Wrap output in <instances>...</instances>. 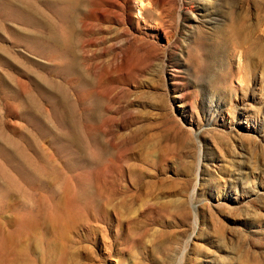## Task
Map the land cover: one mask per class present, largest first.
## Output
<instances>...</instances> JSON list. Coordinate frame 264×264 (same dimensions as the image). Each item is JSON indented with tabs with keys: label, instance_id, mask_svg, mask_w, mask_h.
<instances>
[{
	"label": "rangeland",
	"instance_id": "rangeland-1",
	"mask_svg": "<svg viewBox=\"0 0 264 264\" xmlns=\"http://www.w3.org/2000/svg\"><path fill=\"white\" fill-rule=\"evenodd\" d=\"M65 1L0 0V264H264V0Z\"/></svg>",
	"mask_w": 264,
	"mask_h": 264
},
{
	"label": "bare ground",
	"instance_id": "bare-ground-1",
	"mask_svg": "<svg viewBox=\"0 0 264 264\" xmlns=\"http://www.w3.org/2000/svg\"><path fill=\"white\" fill-rule=\"evenodd\" d=\"M77 0H66L65 3H66V6H67V9L70 10V8H72L75 3H76ZM87 1V0H86ZM77 4V3H76ZM81 4V3H80ZM71 39V38H70Z\"/></svg>",
	"mask_w": 264,
	"mask_h": 264
}]
</instances>
